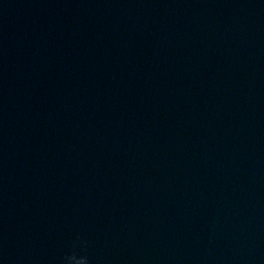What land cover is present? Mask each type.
Returning <instances> with one entry per match:
<instances>
[{
    "label": "water",
    "instance_id": "obj_1",
    "mask_svg": "<svg viewBox=\"0 0 264 264\" xmlns=\"http://www.w3.org/2000/svg\"><path fill=\"white\" fill-rule=\"evenodd\" d=\"M69 254L264 264V0H0V264Z\"/></svg>",
    "mask_w": 264,
    "mask_h": 264
},
{
    "label": "clouds",
    "instance_id": "obj_2",
    "mask_svg": "<svg viewBox=\"0 0 264 264\" xmlns=\"http://www.w3.org/2000/svg\"><path fill=\"white\" fill-rule=\"evenodd\" d=\"M73 259L79 260L80 264H88V260L86 257H84V256L78 257V256L72 255V254H69V255L64 257L63 264H72Z\"/></svg>",
    "mask_w": 264,
    "mask_h": 264
}]
</instances>
